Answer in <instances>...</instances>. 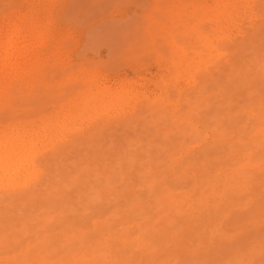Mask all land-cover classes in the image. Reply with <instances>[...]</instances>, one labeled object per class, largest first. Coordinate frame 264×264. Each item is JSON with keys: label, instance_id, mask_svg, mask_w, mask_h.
<instances>
[{"label": "bare ground", "instance_id": "1", "mask_svg": "<svg viewBox=\"0 0 264 264\" xmlns=\"http://www.w3.org/2000/svg\"><path fill=\"white\" fill-rule=\"evenodd\" d=\"M170 1L163 30L199 58L174 62L188 88L151 101L107 85L64 37L86 1L1 12L4 263L264 264V0ZM208 88L219 104L202 129L183 115L140 119L145 103L173 107Z\"/></svg>", "mask_w": 264, "mask_h": 264}, {"label": "rangeland", "instance_id": "2", "mask_svg": "<svg viewBox=\"0 0 264 264\" xmlns=\"http://www.w3.org/2000/svg\"><path fill=\"white\" fill-rule=\"evenodd\" d=\"M17 1L0 0V14L2 11L10 9ZM84 1H86V6L74 10L72 13L76 28L71 32L66 30L64 37L68 38V42L73 45L79 55H83L82 57L89 66L95 67L107 75V85L121 84L128 85L133 89L144 90L150 101L159 96L164 87L170 89L189 87L187 78L175 72L174 62L180 61L186 64L192 57L197 60L199 53L198 49L193 47L191 41L186 37H169L170 29L163 30L168 23L164 14V6L170 0ZM198 76L199 74H196L195 77ZM206 91L191 94L189 99L180 100L173 107L167 103L166 99L159 103H145L140 107V119L159 120L166 117L165 121L176 122L180 120L179 116L183 115L185 119L198 122L202 129L204 122L210 120L211 109L219 104L210 94V88ZM242 91L243 88L238 86L233 88L230 94L233 97H238ZM130 125L127 126L128 129L124 128L126 126L120 127L123 129L121 131L124 136L123 133L120 135L127 136V140L133 138L132 135L136 134V131L138 133L139 130L137 129L139 124L134 129L135 123ZM140 126L139 128L144 130L145 126L143 125L144 128ZM132 129L137 130L133 133ZM145 130L139 131L146 134ZM107 131L112 132L111 130ZM113 131L116 132L108 133V135L110 134L112 138L114 135L115 138H121L119 134V136L116 134L120 132L119 128L118 130L113 129ZM128 136L130 137L128 138ZM59 220H66V218ZM54 225L51 224L52 228L54 227L56 230H52L51 233H55V231L57 233V227L59 228V224L56 228ZM0 260V264L8 262L5 259L4 263L3 258ZM11 262L13 261L8 263ZM13 264L15 263L13 262Z\"/></svg>", "mask_w": 264, "mask_h": 264}]
</instances>
